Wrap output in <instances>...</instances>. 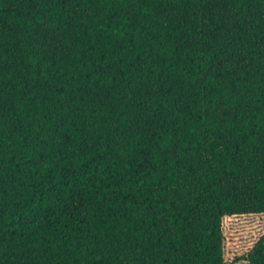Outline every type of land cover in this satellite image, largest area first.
Masks as SVG:
<instances>
[{
  "label": "trees",
  "instance_id": "1",
  "mask_svg": "<svg viewBox=\"0 0 264 264\" xmlns=\"http://www.w3.org/2000/svg\"><path fill=\"white\" fill-rule=\"evenodd\" d=\"M260 213L264 0H0V264H225Z\"/></svg>",
  "mask_w": 264,
  "mask_h": 264
},
{
  "label": "rangeland",
  "instance_id": "2",
  "mask_svg": "<svg viewBox=\"0 0 264 264\" xmlns=\"http://www.w3.org/2000/svg\"><path fill=\"white\" fill-rule=\"evenodd\" d=\"M222 230L225 264H248L242 256L264 232V213L225 216Z\"/></svg>",
  "mask_w": 264,
  "mask_h": 264
}]
</instances>
